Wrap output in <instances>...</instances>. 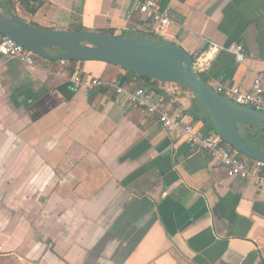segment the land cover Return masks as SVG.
Masks as SVG:
<instances>
[{
	"label": "crops",
	"instance_id": "obj_1",
	"mask_svg": "<svg viewBox=\"0 0 264 264\" xmlns=\"http://www.w3.org/2000/svg\"><path fill=\"white\" fill-rule=\"evenodd\" d=\"M29 1L32 13L0 3L37 28L168 42L193 58L209 43L240 45L242 62L207 56L210 86L247 89L264 73V0H157L173 22L163 38L145 33L135 11L145 0ZM65 62L0 54V264H264V186L229 178L183 140L188 123L214 134L196 96L154 85L160 107L180 112V126L165 130L127 92L83 86L92 77L148 89L126 70L75 62V88Z\"/></svg>",
	"mask_w": 264,
	"mask_h": 264
},
{
	"label": "water",
	"instance_id": "obj_2",
	"mask_svg": "<svg viewBox=\"0 0 264 264\" xmlns=\"http://www.w3.org/2000/svg\"><path fill=\"white\" fill-rule=\"evenodd\" d=\"M0 33L39 58L93 61L119 66L139 77L182 84L196 96L214 133L242 157L264 163V151L244 141L240 125H264V112L227 101L194 71V58L168 42L155 44L91 31H54L31 26L0 3ZM57 49L58 54L48 50Z\"/></svg>",
	"mask_w": 264,
	"mask_h": 264
},
{
	"label": "built area",
	"instance_id": "obj_3",
	"mask_svg": "<svg viewBox=\"0 0 264 264\" xmlns=\"http://www.w3.org/2000/svg\"><path fill=\"white\" fill-rule=\"evenodd\" d=\"M135 11L141 15L147 35L152 38H163L168 34L169 27L173 22L167 11L160 8L157 0H145L135 8ZM221 51L229 52L238 63L242 62L246 57L240 45H231L224 48L209 43L206 52H197V57L194 58L195 73L201 75L206 70L207 56ZM0 54L7 60L26 66H34L38 58L2 33H0ZM70 81L75 88L83 85L79 69L76 68L73 71ZM105 85L114 87L117 94L127 92L129 104L144 109L148 113L155 114L159 125L163 129L171 130L180 126V112L176 113L170 112V110L165 108L162 109L160 107L161 98L146 89L136 87L131 91H127L117 79L107 84L101 79L92 77L83 86L87 89H92ZM211 87L227 101L264 112V73L256 74L247 89L226 86L221 83H215ZM181 136L191 147L205 151L213 160L223 166L229 178L253 179L258 187L264 186V163L242 157L225 144L215 133L206 135L196 129L194 125L188 123L182 126Z\"/></svg>",
	"mask_w": 264,
	"mask_h": 264
},
{
	"label": "trees",
	"instance_id": "obj_4",
	"mask_svg": "<svg viewBox=\"0 0 264 264\" xmlns=\"http://www.w3.org/2000/svg\"><path fill=\"white\" fill-rule=\"evenodd\" d=\"M19 1H20L21 5L24 6L29 12H31V13L33 12V9H31L30 6L26 4V3H28L29 0H19ZM30 1H34V0H30ZM72 30H74V31H85L81 26H77V27L73 28ZM48 51L51 53L53 50H48ZM55 51L57 52L56 54L61 53V51H59V50H55ZM74 65H75V61L65 62V66L68 68V71L70 73H72ZM127 73L131 77L136 78L138 81L145 83L144 85H146L148 87L147 91L157 93L154 85L156 83H159V81L152 80L148 77H139V76H136L135 74H133L132 72H129V71H127ZM198 76L204 82L207 83V81L203 75H198ZM162 84H164V82ZM174 86H182L183 88H185L186 90L191 92V90L188 87H186L185 85L174 84ZM143 89H145V88H143ZM239 129H240L241 137L244 141H246L248 144L252 145L253 147L257 148L258 150L264 151V125H255V126L240 125Z\"/></svg>",
	"mask_w": 264,
	"mask_h": 264
},
{
	"label": "rangeland",
	"instance_id": "obj_5",
	"mask_svg": "<svg viewBox=\"0 0 264 264\" xmlns=\"http://www.w3.org/2000/svg\"><path fill=\"white\" fill-rule=\"evenodd\" d=\"M151 41H156L155 39H151Z\"/></svg>",
	"mask_w": 264,
	"mask_h": 264
}]
</instances>
